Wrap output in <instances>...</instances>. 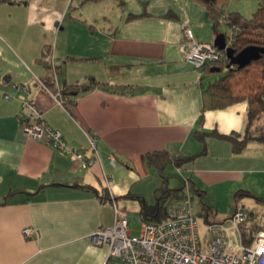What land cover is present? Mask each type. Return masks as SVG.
<instances>
[{"label": "crops", "instance_id": "crops-1", "mask_svg": "<svg viewBox=\"0 0 264 264\" xmlns=\"http://www.w3.org/2000/svg\"><path fill=\"white\" fill-rule=\"evenodd\" d=\"M78 1L74 10L72 0H0V264H107L105 246L89 234L113 223V202L129 220L139 218V202L126 194L154 202L163 185L146 152L190 155L202 148L196 129L243 131L246 101L206 109L198 122L201 76L208 73L185 60L181 46L185 28L199 41L218 36L201 2L144 0L118 20H102L85 13L93 0ZM44 45L60 63L59 96L42 81L46 70L37 58ZM87 76L99 83L71 101L62 96L65 85ZM22 96L35 101L68 147L85 149L94 136L93 162L82 166L70 151L23 132ZM255 125L264 130V112ZM174 168L185 169L184 178L205 194L241 188L264 197V143L256 139L233 152L228 141L207 136L203 154ZM27 226L33 236L21 233Z\"/></svg>", "mask_w": 264, "mask_h": 264}, {"label": "trees", "instance_id": "trees-1", "mask_svg": "<svg viewBox=\"0 0 264 264\" xmlns=\"http://www.w3.org/2000/svg\"><path fill=\"white\" fill-rule=\"evenodd\" d=\"M85 1L87 0H79V4ZM198 1L204 5L206 15L212 21L214 32L217 35L222 34L226 45L231 47L235 53L249 45L258 48L264 47V0L258 1L256 9L250 17L244 16L238 10H228L226 6L227 0ZM70 8L74 9L75 7L71 5ZM147 13L145 10L139 13H129L127 14V19H134ZM165 16H175V13L168 11L165 13ZM222 23H225L230 28L229 34L220 30L219 26ZM51 51V45H44L40 56L37 58V62L42 64L46 70L45 75L42 77L43 83L51 91H56L54 72L60 67V63L55 64L53 62L52 58H50ZM77 59H82V57L66 56L64 58V60ZM87 59H90V57H87ZM200 70L208 73V78L203 81L205 76H201L202 107L199 115V124L206 109L224 108L238 101H246L243 131L221 133L215 128L210 131L196 129L193 134L202 143V148L200 151L190 155H170L166 149L146 152L145 159L147 164L154 167L161 174L163 185L159 188V194L154 202H148L141 195L130 192L126 194V196L132 197L139 202L138 215L141 221H160L165 218L167 203L183 199L186 196L184 190L186 184H188L189 190L198 194L201 207H204L205 202L202 200L204 192L193 183H188L189 178L183 185L171 187L167 184V177L163 175L162 171L169 163H172L175 167H183L185 164L193 161L198 155L203 154L206 150L207 136H214L228 141L233 152H240L250 139H256L264 143V130L262 127L256 128L257 126L255 125L264 112V54H261L258 58L251 60L242 67L230 63L229 58L225 54V57L217 61L207 62L200 67ZM210 75L213 76L210 78ZM98 81L93 76H87V81L84 83L76 82L65 85L61 94L62 96L69 97L67 99L71 101L74 95L94 87L99 83ZM81 187L97 193L91 186L82 185ZM10 195H13V191L8 192L6 196ZM244 196L251 197L255 201L264 204V197L240 188L233 193L234 206ZM255 215L253 213L240 224L239 229L244 244L250 243L252 235L257 229L264 228V223H259Z\"/></svg>", "mask_w": 264, "mask_h": 264}, {"label": "built area", "instance_id": "built-area-1", "mask_svg": "<svg viewBox=\"0 0 264 264\" xmlns=\"http://www.w3.org/2000/svg\"><path fill=\"white\" fill-rule=\"evenodd\" d=\"M184 34L186 40L181 46L183 56L194 67L200 68L207 62L225 57L224 49H219L212 42L196 40L190 29L185 28ZM23 87L27 90V86ZM5 97L8 98L9 94H5ZM19 117L21 129L27 135L70 151L82 166L93 162L94 136L85 149L68 147L62 133L46 123L40 108L27 96L21 97ZM112 207L113 223L89 234L93 244L105 246L107 264H264V228L257 229L250 243L242 245L240 224L253 212L240 202L227 216L239 236V245L235 246L228 238L212 233L207 238L206 250H201L198 222L189 201L180 199L167 203L166 217L160 221H142L137 234L131 232L128 212L116 202L112 203ZM212 218L209 210L206 219L210 228L219 227V223L225 219ZM21 233L33 236L35 231L27 226L22 228Z\"/></svg>", "mask_w": 264, "mask_h": 264}, {"label": "rangeland", "instance_id": "rangeland-1", "mask_svg": "<svg viewBox=\"0 0 264 264\" xmlns=\"http://www.w3.org/2000/svg\"><path fill=\"white\" fill-rule=\"evenodd\" d=\"M259 0H227L228 10H238L246 17H250L252 12L256 9ZM88 2V1H85ZM86 4V14L100 15L101 19H105L104 16L109 20H118L121 13H127L128 11H134L140 7L144 0H99L95 3L94 1H89ZM79 3V1H78ZM77 4V0H72L71 5ZM74 7H77L74 6ZM76 8H74L75 10ZM104 24L100 20V23ZM220 30L225 31L227 34L230 33V28L225 23L220 24ZM62 62V61H61ZM213 75H210L211 78ZM58 91H55L57 93ZM163 175L167 177V184L170 186H181L187 179L184 178L186 174L185 169L180 168L175 169L170 163L165 166L162 171ZM163 180V177H161ZM188 184L184 186L186 196L182 199L184 201H189L192 212L195 214L198 222V235L201 245V250H206L207 238L212 233H218L229 239V241L235 246L239 245V236L232 228V222L227 218L229 214L233 212L234 199L233 193L227 191H219V194L210 192L209 194H203L202 200L205 202L204 207H201V202L199 200L198 194L192 190L188 189ZM212 193V194H211ZM243 203L250 211H253L258 219L259 223H264V204L259 203L252 199L251 197L244 196L239 200ZM210 210L212 219H222L225 217L223 222L219 223V227L210 228V223L206 219V213ZM142 221L140 218H130L129 227L133 234L138 233V229L141 226ZM242 245H245L244 242Z\"/></svg>", "mask_w": 264, "mask_h": 264}, {"label": "water", "instance_id": "water-1", "mask_svg": "<svg viewBox=\"0 0 264 264\" xmlns=\"http://www.w3.org/2000/svg\"><path fill=\"white\" fill-rule=\"evenodd\" d=\"M213 44L219 49H224L226 56L229 58V62L236 64L237 66H244L251 60L258 58L261 54H264V47H255L252 45L245 46L238 52L226 45L225 38L222 34L215 37Z\"/></svg>", "mask_w": 264, "mask_h": 264}]
</instances>
